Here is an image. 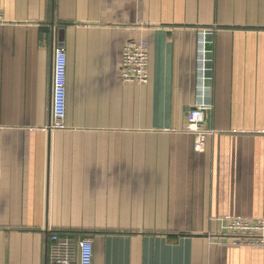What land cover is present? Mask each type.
Wrapping results in <instances>:
<instances>
[{
  "label": "crops",
  "instance_id": "1",
  "mask_svg": "<svg viewBox=\"0 0 264 264\" xmlns=\"http://www.w3.org/2000/svg\"><path fill=\"white\" fill-rule=\"evenodd\" d=\"M0 12V264H47L53 233L89 238L92 264H264V247L220 230L264 219V0H0ZM129 41L148 44L146 84L120 79ZM59 46L65 129L51 130ZM202 48L214 133L196 153Z\"/></svg>",
  "mask_w": 264,
  "mask_h": 264
},
{
  "label": "built area",
  "instance_id": "2",
  "mask_svg": "<svg viewBox=\"0 0 264 264\" xmlns=\"http://www.w3.org/2000/svg\"><path fill=\"white\" fill-rule=\"evenodd\" d=\"M5 19L0 12V24ZM148 44L146 41H129L123 48L119 63L120 79L126 84L148 82ZM204 51L200 52L201 75L197 87V103L187 115L186 131L193 136L194 151L202 153L206 140L214 131L206 126V119L212 110L209 88L203 75ZM66 107V53L59 46L53 54L51 130L65 129ZM221 233L235 238L234 246L264 247V219H229L220 227ZM47 264H92L93 250L89 238L73 239L66 235L51 234L47 246Z\"/></svg>",
  "mask_w": 264,
  "mask_h": 264
},
{
  "label": "water",
  "instance_id": "3",
  "mask_svg": "<svg viewBox=\"0 0 264 264\" xmlns=\"http://www.w3.org/2000/svg\"><path fill=\"white\" fill-rule=\"evenodd\" d=\"M59 42H60V45H61V43H62L61 40Z\"/></svg>",
  "mask_w": 264,
  "mask_h": 264
}]
</instances>
